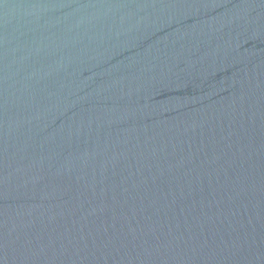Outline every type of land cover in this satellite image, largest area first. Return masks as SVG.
Masks as SVG:
<instances>
[{"label": "water", "instance_id": "water-1", "mask_svg": "<svg viewBox=\"0 0 264 264\" xmlns=\"http://www.w3.org/2000/svg\"><path fill=\"white\" fill-rule=\"evenodd\" d=\"M0 264H264V0H0Z\"/></svg>", "mask_w": 264, "mask_h": 264}]
</instances>
